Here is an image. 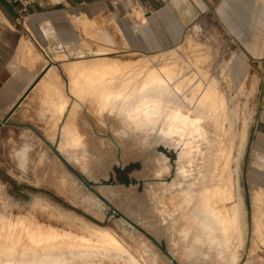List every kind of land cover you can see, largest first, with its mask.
Here are the masks:
<instances>
[{
    "label": "rangeland",
    "instance_id": "374dc122",
    "mask_svg": "<svg viewBox=\"0 0 264 264\" xmlns=\"http://www.w3.org/2000/svg\"><path fill=\"white\" fill-rule=\"evenodd\" d=\"M156 5L167 4L157 0ZM172 5L181 17L169 8L159 24L147 18L143 23L144 6L140 13L131 7L115 19L94 18L95 24L88 14L68 17L75 25L69 55L50 48L47 62L55 66L56 80L38 85L28 100L32 105L22 106L0 130V264H35L41 258L53 264H264V243L252 219V200L264 192V0H176ZM169 71L187 78L198 74L213 102L229 112L231 126L248 121L235 192L244 203L235 211L231 200L224 201L217 217L227 229L215 238L229 243L227 262L207 248L219 228L211 223L210 209H192L199 196L192 195L183 217L174 206L179 183L203 174L199 160L177 175L178 160L171 156L177 144L168 140L161 160L153 148L156 136L127 113L135 87ZM25 146L30 151L20 168L17 153ZM57 206L66 218L32 228L3 216ZM22 238L29 249L21 250Z\"/></svg>",
    "mask_w": 264,
    "mask_h": 264
},
{
    "label": "bare ground",
    "instance_id": "6f19581e",
    "mask_svg": "<svg viewBox=\"0 0 264 264\" xmlns=\"http://www.w3.org/2000/svg\"><path fill=\"white\" fill-rule=\"evenodd\" d=\"M135 8L136 12L141 11L139 8ZM157 14V12L151 13L148 16L149 21L156 24L155 17ZM146 18L147 16L144 14L142 21ZM144 22L145 21H143V23ZM262 32L263 28L260 29V34ZM260 34L255 39L256 49H258L259 41L261 39ZM65 65L66 66L63 69L67 70V63H65ZM57 76L58 74L55 70V66L52 63H47L42 70V79H44L46 82L53 80L55 81ZM187 77V74L179 77V75L176 76L174 72L169 71L160 79H158V77H152L149 80H145L146 82H144L142 85L135 87L137 93L135 94L132 106H130L131 108L126 107L127 113L131 119L141 122L146 134L150 132L156 136V138L152 137V140L155 143L153 148L156 151V156L161 160H163L165 155L167 141L173 140V143L177 144L176 149L172 151L173 155H171L174 159L178 160L176 161L177 175H180L183 172L184 166H193V163L199 160V163L203 167V174L193 178L190 181L188 180L179 183L180 187L177 188V191L174 194L178 195L179 202L178 204H174V206L179 208L178 213H180V216L183 217L184 212L187 210V207L190 204L192 195L194 194L199 196L198 205L196 207H192V209L197 208L202 212L210 209L212 215H214L212 216L211 223L213 226L219 228L215 236L208 239L212 245L208 244L207 248L209 251H213V254L215 253L218 255L220 259L227 262L229 260L227 259V255L224 250L227 249L229 243L224 244V242H221L220 240H215L219 234L222 233V235H224L227 229L222 227L223 222H220L217 217L218 211L221 213L223 206H225L223 204L224 201L231 200L232 202L230 203V206L235 211H238L240 206L242 207L244 203L242 194L239 192L236 199L235 192L239 191V184L237 181L239 174V159L246 143L248 121L245 118L243 119L240 117L242 118L240 126H231L232 121H230V118L227 117L229 112L227 113L223 110L221 102H213L214 99H212L210 96L211 94L209 92V86L199 84V82L196 80L198 78V74L193 73L194 79ZM101 93H111L115 95L118 94L117 92H107L106 90L101 91ZM70 104L71 102L68 103V106ZM193 114H196L198 118L196 119L191 117ZM63 119L64 116L60 114V126L62 125ZM201 121L204 122L203 124H205L208 129L205 130V127H202L203 124H200ZM227 121L228 128L226 130L225 125ZM198 140L203 141L204 145L202 149L200 145L195 144ZM55 150L62 154L58 151L57 147H55ZM27 151H30V147L25 146L17 154L21 160L20 168H22L23 163L21 157H23ZM198 156L200 158H198ZM65 158L70 160L66 156ZM205 169L206 171H204ZM174 183L175 182L172 181L170 185H175ZM252 201H254L252 219L254 221L255 232L257 234L256 236H258L259 239H261V241L264 243V192H258ZM207 202L211 203L210 206H207ZM35 203L40 204V206L43 208H46V205L48 204V202L46 205H42L39 202ZM160 214H162V212ZM162 215L164 216V214ZM3 216L8 221L13 218L15 222L23 225H29V227L32 228L34 225H39L43 220L59 219L62 216L66 218L67 215L63 209L58 208L57 206L56 210L51 209L45 211H36L32 209L24 214H11L10 212V215ZM95 233L99 237H108L105 234H99L97 232ZM29 240L37 241V239H34L33 237ZM27 242L28 241L26 238H22L21 250L25 247L27 248V245L25 244ZM111 242L114 244L113 241ZM229 251H226L227 254ZM114 254L116 253L114 252ZM194 254L197 255L196 252ZM27 257L28 256L26 255L25 258ZM34 257H37V255ZM52 260L48 258H41L40 260H36L35 264H53V262H51ZM70 261L72 260L70 259ZM133 264L141 263L135 261Z\"/></svg>",
    "mask_w": 264,
    "mask_h": 264
},
{
    "label": "crops",
    "instance_id": "0c3cea01",
    "mask_svg": "<svg viewBox=\"0 0 264 264\" xmlns=\"http://www.w3.org/2000/svg\"><path fill=\"white\" fill-rule=\"evenodd\" d=\"M76 1L80 4L72 0V4L65 3L49 12L46 9H36L29 15L20 13L15 5L5 0L0 2V130L12 123L10 120L21 112L19 110L22 106L32 105V102L28 101L31 94L38 90V85H44L41 75L44 66L51 60L50 48L56 47L63 52L61 54L69 55L70 39L75 32V25L69 16L88 14L95 24V19L109 15L115 19L121 15V9H127L122 2L114 7L109 0ZM137 1L148 9L153 8L146 15L147 19L151 13H158L155 17L158 24V18H165L169 8L181 17V10L173 7L172 0H158L161 4H167L165 8L157 7V0ZM153 6L157 7V11ZM48 28L49 31L45 33L44 30ZM77 50L84 51L80 44ZM43 96L40 93V99ZM3 120L5 121L2 123Z\"/></svg>",
    "mask_w": 264,
    "mask_h": 264
},
{
    "label": "built area",
    "instance_id": "2783aa9c",
    "mask_svg": "<svg viewBox=\"0 0 264 264\" xmlns=\"http://www.w3.org/2000/svg\"><path fill=\"white\" fill-rule=\"evenodd\" d=\"M5 1L15 5L17 10L25 15H29L35 12L36 9H46L53 5H64L65 3L72 4L71 2L72 0H5ZM74 2L80 4V2L76 0H74ZM109 2L114 7H117L118 3L122 2L128 9L129 8L131 9V7H137L139 9H142V5H140L137 0H109ZM151 10H153L152 7L148 9L145 12V14H149Z\"/></svg>",
    "mask_w": 264,
    "mask_h": 264
},
{
    "label": "flooded vegetation",
    "instance_id": "af4514ba",
    "mask_svg": "<svg viewBox=\"0 0 264 264\" xmlns=\"http://www.w3.org/2000/svg\"><path fill=\"white\" fill-rule=\"evenodd\" d=\"M98 203H99V202H98V200H97V201H96V205H99Z\"/></svg>",
    "mask_w": 264,
    "mask_h": 264
},
{
    "label": "water",
    "instance_id": "95a60500",
    "mask_svg": "<svg viewBox=\"0 0 264 264\" xmlns=\"http://www.w3.org/2000/svg\"><path fill=\"white\" fill-rule=\"evenodd\" d=\"M5 120L2 121V123L4 122ZM55 150V149H54Z\"/></svg>",
    "mask_w": 264,
    "mask_h": 264
},
{
    "label": "snow or ice",
    "instance_id": "6c2138e0",
    "mask_svg": "<svg viewBox=\"0 0 264 264\" xmlns=\"http://www.w3.org/2000/svg\"><path fill=\"white\" fill-rule=\"evenodd\" d=\"M195 123V122H194Z\"/></svg>",
    "mask_w": 264,
    "mask_h": 264
}]
</instances>
